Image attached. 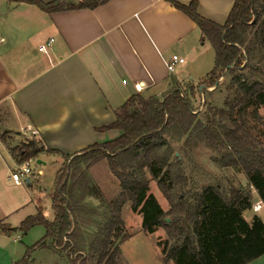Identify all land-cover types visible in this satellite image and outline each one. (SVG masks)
Wrapping results in <instances>:
<instances>
[{"label": "crops", "instance_id": "obj_1", "mask_svg": "<svg viewBox=\"0 0 264 264\" xmlns=\"http://www.w3.org/2000/svg\"><path fill=\"white\" fill-rule=\"evenodd\" d=\"M175 1H198L199 14L219 25L236 3ZM202 37L198 24L166 0H110L94 10L57 12L0 0V223L16 227V216L31 205L36 214L45 211L42 192L31 191L35 174L27 179L29 188L11 177L12 164L19 163L13 136L31 127L27 135L62 157L117 138L120 131L99 129L113 124L116 111L134 95L164 99L175 88L185 92L208 78L215 66L204 46L212 42ZM51 39L49 52L41 51ZM175 54L185 59L180 73L191 81L170 72ZM260 200L255 191L254 204ZM12 234L0 232V264H22L17 242L23 236L12 240ZM249 264H264V256Z\"/></svg>", "mask_w": 264, "mask_h": 264}, {"label": "trees", "instance_id": "obj_2", "mask_svg": "<svg viewBox=\"0 0 264 264\" xmlns=\"http://www.w3.org/2000/svg\"><path fill=\"white\" fill-rule=\"evenodd\" d=\"M12 1H25L44 11L57 12L94 10L110 0ZM166 1L192 18L200 27L203 40L212 42L216 51L215 67L198 87L187 90L190 96H183L179 88L173 89L164 99L134 95L116 111L117 119L113 124L99 129L103 132L117 130L122 134L74 155L76 160L87 162L109 159L121 182L122 192L109 203L112 217L104 227L98 246L92 250L99 264H116L122 250L118 245L113 246V234L124 226L122 210L126 203L132 202L135 211L141 208L146 232L153 233L158 226L166 229L168 239L162 251L166 264L171 261L176 264H249L264 256V220L256 215L249 222L244 217L253 207L255 191L264 202V146L246 128V121L239 122L235 116L242 117L254 106L253 114L257 117L259 109L264 108V76L247 80L235 75L229 86L234 91L233 99L226 101L229 110L210 107L211 113L201 118L193 112L190 100L201 94L200 86L212 88L227 71L240 70L245 61L251 59L254 49L264 51V0H236L225 25L201 16L198 1L190 5ZM252 28L255 29L254 37L247 44ZM218 114H222L220 119H216ZM228 119L231 122L227 124L225 120ZM166 135L180 140L186 138V145L204 141L210 148L222 151L221 166L241 167L249 180L247 186L240 184L223 190L221 185L211 184L196 193L193 202L181 195L174 199L172 181H178L182 173L177 172L171 161L172 146ZM44 152L55 151L41 141L12 149L21 164ZM148 171L170 202V210L165 211L154 195H147L150 189ZM69 179L68 174L58 175L52 196L54 221L47 220L43 209L39 208L36 215L27 217L19 227L0 223V232L28 231L42 224L47 228L45 238H51L58 249L70 247L68 238L76 231L78 223L67 195ZM168 217L170 222H167Z\"/></svg>", "mask_w": 264, "mask_h": 264}, {"label": "rangeland", "instance_id": "obj_3", "mask_svg": "<svg viewBox=\"0 0 264 264\" xmlns=\"http://www.w3.org/2000/svg\"><path fill=\"white\" fill-rule=\"evenodd\" d=\"M254 33L255 29L252 28L247 35V44H250ZM204 49L205 57H211L213 66H215L213 45L207 42ZM176 71L181 79L187 82L191 81L189 75L180 73L179 65ZM235 75H241L243 79L247 80L262 79L264 76V51L254 49L251 59L246 60L240 70L236 73L227 71L220 78L218 85L204 89L205 91L201 90V94H197L190 100L193 112L202 118L207 113H211L210 107L229 110L226 101L233 99L234 91L230 90L229 86ZM185 94L190 96L187 91ZM254 108V106H250L245 115L240 117L236 114L235 117L239 118V122L245 120L246 128L257 138L260 145L264 146V108L259 109L257 117L253 114ZM221 116L222 114H218L216 119H220ZM230 122L229 119L225 120L227 124ZM120 133L122 134V132ZM13 138L16 147H22L31 141L40 143V140L31 135L16 134ZM165 138L172 146L171 161L176 165L177 172L182 173V177L178 181H172L175 185L172 191L174 199L181 195L187 196L193 202L195 194L211 184L221 185L223 190L240 184L247 186L249 180L241 167L221 166L222 151L210 148L204 141L186 145V138L180 140L169 135H166ZM79 161L74 156L62 157L47 152L32 159L31 168L35 176H33L31 191L36 195L42 192L41 202L45 210V217L49 221L55 219L52 196L56 190L58 175H69L67 195L71 200L72 213L78 223V228L68 238L71 245L66 249H58L51 238H45L47 228L42 224H37L28 231L14 232L11 235L12 240L13 236H23V242H17L24 250L22 264H99L92 249L98 246L104 227L112 217L109 203L122 192L121 182L114 174L109 159L104 158L92 162ZM20 164L14 162L12 170H17ZM121 170L125 171L123 168ZM147 177L150 179V189L147 195H154L165 211L170 210L171 204L159 188L158 181L152 178L149 171ZM22 185L29 188L27 183ZM132 206V202L124 205L122 210L124 226H121L113 234V246L118 245L122 250V256L116 264H166L162 253L168 239L166 229L158 226L155 227L153 233L146 232L143 228L144 217L140 212L141 208L135 211ZM34 214L36 212L34 206L31 205L16 216L14 222L17 225L15 226H20V220L25 218L24 216H33ZM260 214L264 217V209L260 211ZM254 216L256 213L253 211V207L244 213L247 220H252ZM126 236L128 238L123 241ZM159 243L162 245L159 246ZM168 264H176V262L171 261Z\"/></svg>", "mask_w": 264, "mask_h": 264}, {"label": "built area", "instance_id": "obj_4", "mask_svg": "<svg viewBox=\"0 0 264 264\" xmlns=\"http://www.w3.org/2000/svg\"><path fill=\"white\" fill-rule=\"evenodd\" d=\"M53 42H54V40L51 39L47 44L42 45L40 47V50L48 53L49 48ZM184 62H185L184 58H182L176 54L173 55L169 64H168V68H169L170 72H172V73L175 72L177 66L180 64H183ZM182 95L183 96L186 95L184 91H183ZM31 131H32L31 127H28L27 130L25 131V134L27 135V133H29ZM31 161L32 160H29L27 162L20 164L18 166V169L12 173L11 177L15 181L16 184H18V185L25 184V183H27V179L30 178L32 175H34L33 170L31 168ZM263 209H264V202L262 200H260L259 202L255 203L253 205V211L255 213H259Z\"/></svg>", "mask_w": 264, "mask_h": 264}, {"label": "water", "instance_id": "obj_5", "mask_svg": "<svg viewBox=\"0 0 264 264\" xmlns=\"http://www.w3.org/2000/svg\"><path fill=\"white\" fill-rule=\"evenodd\" d=\"M219 84V83H218ZM217 84V85H218ZM204 89H208L206 86H202V90H204ZM39 163H42V161H39ZM30 182V181H29ZM168 220V222H170L171 221V219H167Z\"/></svg>", "mask_w": 264, "mask_h": 264}]
</instances>
